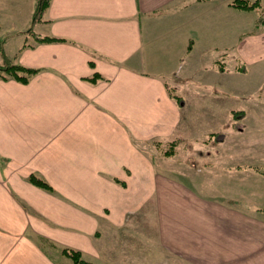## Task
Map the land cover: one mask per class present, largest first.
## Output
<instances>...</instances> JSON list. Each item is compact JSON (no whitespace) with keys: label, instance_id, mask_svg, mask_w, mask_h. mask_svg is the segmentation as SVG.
I'll return each instance as SVG.
<instances>
[{"label":"crops","instance_id":"crops-1","mask_svg":"<svg viewBox=\"0 0 264 264\" xmlns=\"http://www.w3.org/2000/svg\"><path fill=\"white\" fill-rule=\"evenodd\" d=\"M37 1L0 0V65L40 70L28 84L0 80V264H59L64 247L99 256L108 232L137 228L135 199L154 196L157 238L184 263L264 264V220L241 199L179 203L183 187L169 179L180 194L167 219L163 176L143 149L172 139L180 122L169 79L188 93L206 73L228 92L241 77L219 65L264 69V0L254 10L234 0H51L34 24ZM29 27L64 41L38 43ZM95 74L103 79L92 83Z\"/></svg>","mask_w":264,"mask_h":264},{"label":"rangeland","instance_id":"rangeland-1","mask_svg":"<svg viewBox=\"0 0 264 264\" xmlns=\"http://www.w3.org/2000/svg\"><path fill=\"white\" fill-rule=\"evenodd\" d=\"M26 34L34 35L36 39L33 27H29ZM10 63L6 61L3 65ZM237 66L239 69H218L222 73L237 71L240 74L241 84L228 92L223 87L225 80L221 82L215 75L206 73L199 74L200 84H191L192 90H187L188 93L185 86H178V78L168 80L167 89L171 94L190 100L177 103L181 115L172 139L143 143L145 152L157 163L152 165L151 172L163 176L162 211L167 212L164 215L167 219L173 216L170 211L173 213L176 194H180L179 186L177 192L166 188L173 185L170 179L183 187L182 195H177L179 203L183 200L184 204H191L194 200L200 204L216 203V207L223 204L238 206L241 199L247 206L248 217L264 220V69L248 70L242 63ZM206 84L211 85L206 87ZM237 90L242 94L237 96L234 92ZM156 184L153 182L154 186ZM260 192L262 200L256 197ZM138 200L141 199H135L134 218H129V225L133 223L137 228L121 229L118 235L113 231L107 235L102 233L100 238L104 235V241L103 245H98L99 256L78 250L84 261L89 264H186L170 249L161 246L157 238L159 198L151 197L144 204H139ZM257 204L262 210H255ZM142 238L147 244L150 239L149 253L144 255L139 251L143 247ZM63 249L59 264H75L72 258L63 254Z\"/></svg>","mask_w":264,"mask_h":264},{"label":"trees","instance_id":"trees-1","mask_svg":"<svg viewBox=\"0 0 264 264\" xmlns=\"http://www.w3.org/2000/svg\"><path fill=\"white\" fill-rule=\"evenodd\" d=\"M51 0H38L36 5V10L34 13V18L36 21H40L46 12V10L50 7ZM261 6V0H255L253 2H249L247 0H234L232 3V7L241 9V10H254L258 9ZM38 43H53V42H62L63 39L51 38V37H43L39 38L36 37ZM3 42L0 40V51L2 50ZM4 64V63H3ZM0 65V80L9 81V80H16L23 84H28L32 77L37 75L40 70L32 69L29 67L22 66L20 64L10 63V65ZM220 69H224V65H219ZM99 79H103L99 74H95L91 79L90 82L96 83ZM169 92V89H168ZM171 98H173L176 103L180 104L182 99L177 97L171 92H169ZM29 181L50 192L54 193L53 188L43 179L37 177L36 175H31L29 177ZM63 254L66 255L68 258H72L75 264H89L82 259V253L78 250L72 248H65L63 249Z\"/></svg>","mask_w":264,"mask_h":264}]
</instances>
